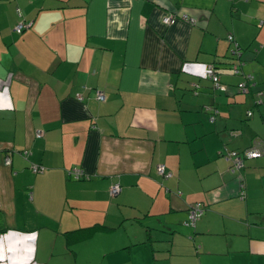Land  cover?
Segmentation results:
<instances>
[{"label":"crops","instance_id":"1","mask_svg":"<svg viewBox=\"0 0 264 264\" xmlns=\"http://www.w3.org/2000/svg\"><path fill=\"white\" fill-rule=\"evenodd\" d=\"M252 138L264 0H0V264H264Z\"/></svg>","mask_w":264,"mask_h":264},{"label":"built area","instance_id":"2","mask_svg":"<svg viewBox=\"0 0 264 264\" xmlns=\"http://www.w3.org/2000/svg\"><path fill=\"white\" fill-rule=\"evenodd\" d=\"M182 18L185 19V20H187V18H185V17H182ZM173 21H174V19H173V18H169V17H166V18L163 19V22H164L165 24H172ZM23 28H26V25L19 23V24H17V25L14 27V30L17 31V32H19V31H21ZM227 39H228V40H231L230 37H228ZM207 69L209 70V71H208V74H207V77L213 82V85H214L215 88H220V89H221V87H219L218 84H217V78H216V76L213 75L212 72H211V66H210V65L207 66ZM232 69H233V73H236V67L233 66ZM238 87H239V89H240L241 91H244V89H243V85H242V84H240ZM76 99H77V100H81V98L78 97V96L76 97ZM96 99L99 100V101H102V100H103V95H101V94H97ZM39 135H40L39 132H35V136H36V137H38ZM25 154H26V153H23V155H25ZM258 154H259V148H258V144H257V143H253V144L250 146V148L247 149V150L243 153L244 156H248V157H255V156H257ZM223 159H224L226 162L229 163L228 170H229L230 173H233L234 171H237V170L242 166V160H241L240 155H238V154H236V153H234V152H232V151H227V152H225V153H224V157H223ZM3 164H4V165H8V164H9V159H8V158H5L4 161H3ZM30 169H31V172L34 173V174H35V173H40V172L43 171L42 167H37V166H31ZM157 172H158L159 174H161V175L163 174V169H162V166H161V165H159V166L157 167ZM69 175H70V176L72 177V179H74V180H78L79 178L82 177V176H81V172H80L78 169H76V168L70 170V171H69ZM118 191H119V187H118V185H117V184H113V185H111V186L109 187V189H108V196H109V197H113V196H115V195L118 193ZM201 212H202V209L200 208V204H199V203L191 204V205L187 208V213H188V216H187V218H188V224L192 226L193 223H194V222L197 220V218L200 216Z\"/></svg>","mask_w":264,"mask_h":264},{"label":"trees","instance_id":"3","mask_svg":"<svg viewBox=\"0 0 264 264\" xmlns=\"http://www.w3.org/2000/svg\"><path fill=\"white\" fill-rule=\"evenodd\" d=\"M20 32V31H19ZM18 33V32H17ZM230 38H231V40H228L227 39V41H232V37L231 36H229ZM228 38V37H227ZM234 48H236V46H234ZM233 66H235L236 67V73H233V69H232V67ZM211 72H212V74L213 75H215L216 76V78H217V74H216V71H215V67L214 66H212L211 65ZM228 72L231 74V75H238V74H240L239 73V66L234 62V60H232L231 62H230V64H229V67H228ZM210 80V79H209ZM211 81V80H210ZM211 83H212V87H213V89H220V88H215L214 87V85H213V82L211 81ZM217 84H218V86L219 87H222L220 84H219V82H218V78H217ZM240 84H242L243 85V89H244V91H241L240 89H239V85ZM253 78H252V76L251 75H249V74H242V81L240 82V83H238V84H236L234 87H235V91H236V93H238V94H248V92H249V88L251 87V86H253ZM221 91V90H220ZM255 93V97H256V99H255V101H254V106H257V105H260L261 103H262V98H263V92L262 91H255L254 92ZM206 111H208V109H206ZM206 113V112H205ZM217 115V113L214 111V109H212L211 111H210V113L208 114V117H210V119L209 120H213L214 118H215V116ZM251 116V112L250 111H246L245 112V117L246 118H249ZM253 143H257L258 144V148H259V154L257 155V156H255V157H248V156H244L243 155V153L247 150V149H249L250 148V146L253 144ZM228 150H224L222 153H220L219 155L223 158L224 157V153L225 152H227ZM232 151V150H231ZM232 152H234V153H236V154H238V155H240V157H241V160H242V166L237 170V171H240L242 168H243V161L245 160V159H254V158H258V157H261V156H263L264 155V142H263V139H260V138H252L251 140H250V143H249V145L246 147V148H244L243 150H241V151H232ZM79 179H81V178H79ZM237 197L240 199V200H243L244 199V192H243V188L241 187L240 188V190H239V192H238V195H237ZM202 212H203V210H202ZM202 212H201V214H202ZM200 214V215H201ZM200 217V216H199ZM198 217V218H199ZM197 218V219H198ZM187 223H188V220H187ZM195 223V222H194ZM194 223H193V225H194ZM189 225V224H188ZM192 225V226H193ZM189 226H191V225H189Z\"/></svg>","mask_w":264,"mask_h":264}]
</instances>
